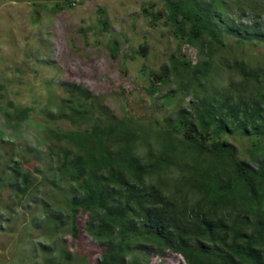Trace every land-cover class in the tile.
<instances>
[{"label": "rangeland", "instance_id": "obj_1", "mask_svg": "<svg viewBox=\"0 0 264 264\" xmlns=\"http://www.w3.org/2000/svg\"><path fill=\"white\" fill-rule=\"evenodd\" d=\"M178 1L84 0L70 8L64 0H0V264H94L100 259L106 246L84 231L90 222L79 211L82 234L74 236L69 205L74 188L52 175L62 163L60 149L69 146L47 138L45 127L65 133L91 128L98 118L105 123L134 116L156 131L166 127L167 118L176 121L182 109L192 116L196 88L169 103L174 80L149 93L152 73H160L179 49L181 58L202 61L199 49L177 37L167 19V4ZM217 3L214 13L231 51L221 58L264 71V0ZM151 5L155 8L147 11ZM221 72L210 82V95L238 100L263 93L253 81L241 90L243 78L235 66L226 64ZM230 83L234 88L225 91ZM22 109H31L26 120L16 114ZM76 109L92 120L73 123L68 117ZM226 138L246 159L249 138L240 131ZM19 164L23 177L31 175L28 184L15 179ZM133 259L184 264L178 255L144 244L133 248L128 263Z\"/></svg>", "mask_w": 264, "mask_h": 264}, {"label": "trees", "instance_id": "obj_2", "mask_svg": "<svg viewBox=\"0 0 264 264\" xmlns=\"http://www.w3.org/2000/svg\"><path fill=\"white\" fill-rule=\"evenodd\" d=\"M217 6V0L167 4L175 35L198 48L202 61L181 58L179 49L151 77V94L174 80L168 103L196 88L199 95L190 104L194 115L182 109L176 121L167 118L166 127L156 131L134 116L105 123L98 118L91 128L65 133L45 127L47 138L69 146L60 149L62 163L52 175L74 188L69 204L74 236L82 234L79 211L90 222L84 231L106 246L94 264H139L128 260L142 244L170 251L184 264H264V71L221 58L231 51L214 13ZM113 49L115 55L116 43ZM226 64L243 78L241 90L253 81L263 93L238 100L210 95V82ZM30 111L16 114L26 120ZM68 118L73 123L92 120L81 109ZM233 131L250 140L247 160L226 138ZM16 171V181L28 184L30 173L23 177L20 164Z\"/></svg>", "mask_w": 264, "mask_h": 264}, {"label": "built area", "instance_id": "obj_3", "mask_svg": "<svg viewBox=\"0 0 264 264\" xmlns=\"http://www.w3.org/2000/svg\"><path fill=\"white\" fill-rule=\"evenodd\" d=\"M70 8L79 7L84 0H64Z\"/></svg>", "mask_w": 264, "mask_h": 264}]
</instances>
